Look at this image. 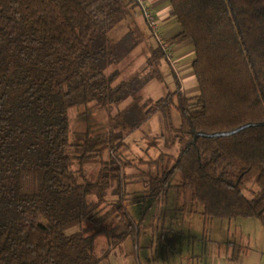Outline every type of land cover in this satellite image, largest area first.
Segmentation results:
<instances>
[{"label":"trees","instance_id":"trees-1","mask_svg":"<svg viewBox=\"0 0 264 264\" xmlns=\"http://www.w3.org/2000/svg\"><path fill=\"white\" fill-rule=\"evenodd\" d=\"M170 5L179 31L164 45L192 44L198 93H183L171 71L174 89L153 100L144 87L164 81L162 45L127 79L109 70L143 41L134 25L109 36L130 2L0 0V264H98L141 228L125 204L134 175L147 176L156 199L177 171V196L205 219L264 225V0ZM91 103L108 111V129L73 144L68 110ZM155 113L163 130L148 137L177 143L175 152L139 159L127 174L125 138ZM91 162L99 168L89 180Z\"/></svg>","mask_w":264,"mask_h":264},{"label":"crops","instance_id":"crops-1","mask_svg":"<svg viewBox=\"0 0 264 264\" xmlns=\"http://www.w3.org/2000/svg\"><path fill=\"white\" fill-rule=\"evenodd\" d=\"M124 1L130 2V13L116 27L123 24L125 33L129 25L137 26L144 35L147 49L155 45L140 5L135 0ZM143 6L156 19L163 43L179 31L171 15L170 0H144ZM169 46L172 50L169 61L177 69L175 75L179 77L183 93L187 89L195 90L194 81L191 82L190 64L194 56L191 43L185 41ZM147 56L148 52L145 58ZM165 64L167 62L162 69ZM164 75L165 78L167 74ZM165 196L162 193L152 201L149 211L145 208L147 204L142 207L147 215L136 216L129 210L140 223V230L123 239L98 264H264V225L257 218L205 219L199 205L190 204L181 196H175L170 202Z\"/></svg>","mask_w":264,"mask_h":264},{"label":"rangeland","instance_id":"rangeland-1","mask_svg":"<svg viewBox=\"0 0 264 264\" xmlns=\"http://www.w3.org/2000/svg\"><path fill=\"white\" fill-rule=\"evenodd\" d=\"M145 22L147 23L146 19L144 18ZM147 26L151 31V35L154 36L156 43L158 42L156 36L154 35L153 31L150 29L148 23ZM123 24L119 27L110 31L109 36L115 40H119L125 33H124ZM140 30V29H139ZM141 32V30H140ZM142 33V32H141ZM143 35V34H142ZM152 41V39H150ZM131 40L125 39L123 43L129 44ZM165 43V42H164ZM158 44V43H157ZM192 45V44H191ZM193 47V46H192ZM148 52L147 49V42L145 41L143 35V41L136 46L128 53L124 54L120 62L114 66H110L109 70L112 69H119L121 70V75L119 79H127L132 74L138 71H143V67L146 61V54ZM163 49L165 53V59L161 63V70H163L162 74H167L164 78L163 82H158L155 79L150 80L144 87L145 96L154 99H157L161 95L165 94L167 91L174 89L173 84V77L172 72H177V69L173 63H170L169 59L172 57V50L171 46L164 45ZM168 52V55L166 54ZM194 52V50H193ZM149 53V52H148ZM194 57V56H193ZM164 69H162V65L166 63ZM172 62V61H171ZM191 65V64H190ZM175 70V71H174ZM172 71V72H171ZM176 74V73H175ZM170 75V76H169ZM165 76V75H164ZM179 79V77L176 75ZM191 82L194 81L195 90H184L186 95H194L198 93V85L197 82L194 80V77L191 73ZM180 81V80H179ZM181 88V87H180ZM182 90V89H181ZM127 101L123 102L120 107L126 104ZM115 111V108H114ZM69 116V124H68V133H69V141L73 144H80L85 141L88 135H94L98 133H102L108 129L109 120H108V111L105 108H99L98 106H94L92 103L88 105H80L71 107L68 110ZM163 130L162 127V115L159 113H155L151 117H149L139 128L135 129L132 133H130L126 138L125 141L129 144L130 148L126 151L123 158L125 160H132L133 162L124 167L123 172L127 174H137L139 168L137 165L139 159L148 160L151 156H156L160 152H167V153H174L175 147L177 143L172 146L168 147L164 140L157 139L154 140L148 136H154L161 133ZM106 154H104L105 158ZM139 162V161H138ZM78 163L74 165V168H78ZM85 172L89 180L93 179L97 173L99 168V163H86L84 166ZM147 176L140 175V176H132L127 177L125 179L124 190L126 196L125 204L128 210L131 212L136 213V216L140 213V216L147 215L146 212L149 211L150 203L155 201L152 196L149 194V185L147 183ZM181 176L176 171L171 174L167 181L166 185V193L167 201H174V197L177 198L176 193V186L180 183ZM250 188L254 187V184L251 182L248 185ZM110 194L106 195L109 197ZM88 201H94L95 197L93 195H88ZM110 200V199H109ZM165 200V198L163 199ZM181 200V199H180ZM147 204L146 212L144 205ZM171 204V203H170ZM145 212V213H144Z\"/></svg>","mask_w":264,"mask_h":264},{"label":"built area","instance_id":"built-area-1","mask_svg":"<svg viewBox=\"0 0 264 264\" xmlns=\"http://www.w3.org/2000/svg\"><path fill=\"white\" fill-rule=\"evenodd\" d=\"M139 5L140 7L142 8L143 10V14H144V18L146 19L150 29L153 31L154 35L156 36V39H157V43L159 45H162L163 46V39L162 37L160 36L159 32H158V24H157V21L156 19L153 17L152 13L149 12V10L147 9L146 6H143V1L144 0H135ZM168 55V52L166 53Z\"/></svg>","mask_w":264,"mask_h":264}]
</instances>
